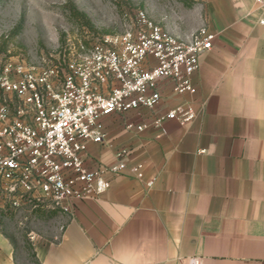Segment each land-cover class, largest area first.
Instances as JSON below:
<instances>
[{
	"label": "crops",
	"instance_id": "0c3cea01",
	"mask_svg": "<svg viewBox=\"0 0 264 264\" xmlns=\"http://www.w3.org/2000/svg\"><path fill=\"white\" fill-rule=\"evenodd\" d=\"M200 1L215 39L194 75L196 118L153 124L145 113L139 131L109 121L89 165L126 147V168L72 213L36 211L57 224L28 233L30 258L0 231V264H264V7Z\"/></svg>",
	"mask_w": 264,
	"mask_h": 264
},
{
	"label": "built area",
	"instance_id": "2783aa9c",
	"mask_svg": "<svg viewBox=\"0 0 264 264\" xmlns=\"http://www.w3.org/2000/svg\"><path fill=\"white\" fill-rule=\"evenodd\" d=\"M264 7V0H251ZM118 33L80 26L41 61L0 66V212L72 213L77 202L97 197L126 168V147L112 164L89 165L88 143L105 146L109 121L139 131L128 116H153L185 125L204 105L194 75L215 33L203 23L179 36L136 6ZM264 24V18L259 20ZM204 153L205 149H199ZM142 166L130 170L137 179ZM151 181L146 186L151 185ZM189 264H201L191 257Z\"/></svg>",
	"mask_w": 264,
	"mask_h": 264
},
{
	"label": "rangeland",
	"instance_id": "374dc122",
	"mask_svg": "<svg viewBox=\"0 0 264 264\" xmlns=\"http://www.w3.org/2000/svg\"><path fill=\"white\" fill-rule=\"evenodd\" d=\"M69 2L85 14L89 24L74 21L65 6ZM136 6L145 8L151 19L182 37L203 23L200 0H0V66L8 61L40 62L61 44L66 31L73 34L81 25L93 33L121 32ZM128 119L136 122L138 116ZM55 220H46L42 212H0V231L17 246H24L30 258L28 233L53 230Z\"/></svg>",
	"mask_w": 264,
	"mask_h": 264
},
{
	"label": "trees",
	"instance_id": "16d2710c",
	"mask_svg": "<svg viewBox=\"0 0 264 264\" xmlns=\"http://www.w3.org/2000/svg\"><path fill=\"white\" fill-rule=\"evenodd\" d=\"M191 3H193V1H191ZM69 10H70V14L72 15L74 21H79V22H82V23H87L89 24V21L88 19L86 18L85 14L81 11H79L75 5L73 3H66V5Z\"/></svg>",
	"mask_w": 264,
	"mask_h": 264
}]
</instances>
